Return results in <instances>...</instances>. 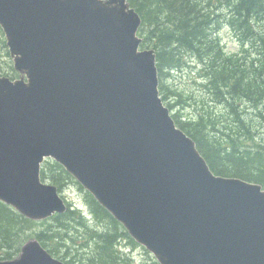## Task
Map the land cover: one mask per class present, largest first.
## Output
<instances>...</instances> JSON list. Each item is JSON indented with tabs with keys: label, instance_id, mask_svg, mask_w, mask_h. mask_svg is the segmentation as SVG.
Segmentation results:
<instances>
[{
	"label": "water",
	"instance_id": "95a60500",
	"mask_svg": "<svg viewBox=\"0 0 264 264\" xmlns=\"http://www.w3.org/2000/svg\"><path fill=\"white\" fill-rule=\"evenodd\" d=\"M128 0H0L20 78L0 77V201L68 210L62 165L160 264H264V188L216 176L160 95ZM0 264H64L36 240Z\"/></svg>",
	"mask_w": 264,
	"mask_h": 264
},
{
	"label": "trees",
	"instance_id": "16d2710c",
	"mask_svg": "<svg viewBox=\"0 0 264 264\" xmlns=\"http://www.w3.org/2000/svg\"><path fill=\"white\" fill-rule=\"evenodd\" d=\"M128 1L142 18L139 31V36L143 38L141 46L154 49L157 54L160 94L168 108L172 111L175 106L169 104L171 97L177 99V105L184 103L183 95L172 91L166 85L165 78L170 71L182 69L186 65L184 52H191L199 57L204 66L201 77L206 82L204 86L209 95L220 104H225L232 115L238 117L230 125L229 120L219 119L214 110L201 112L192 121H184L174 114L177 126L196 142L199 152L216 176L237 178L264 187V145L255 137L252 126L246 124L244 116L248 112L240 107L244 101L256 105L264 102V35L258 40L255 32L256 23H262L261 31H264V0ZM224 4L232 8L228 20L241 34L240 40L245 45L241 53H245L243 58L238 53L229 56L215 53L221 44L218 38H210L211 29L223 16L220 7ZM247 43L257 48L258 62L261 63L254 72L255 77L249 74L245 60L256 56V52L246 48ZM0 48L11 58L1 28ZM252 140L254 145L250 144ZM256 140L258 144H255ZM41 178L60 192L70 185L84 190L62 165L53 160L43 164ZM85 193L89 215L70 207L65 214L41 222L24 217L0 201V260H12L19 256L25 243L35 237L53 256L63 253L68 258L65 264H136L123 247L128 245L135 248L139 245L112 214L89 192ZM88 216L103 228L90 229L91 219L88 221ZM72 221H77L85 229L82 236L88 237V245L93 248L83 256L84 260L78 252L89 249V246L86 243L76 244L78 240L73 237L72 229L75 228H71ZM31 230L33 233L29 232ZM75 230L79 233L78 228ZM69 243L78 247L76 257H72L74 246Z\"/></svg>",
	"mask_w": 264,
	"mask_h": 264
},
{
	"label": "rangeland",
	"instance_id": "374dc122",
	"mask_svg": "<svg viewBox=\"0 0 264 264\" xmlns=\"http://www.w3.org/2000/svg\"><path fill=\"white\" fill-rule=\"evenodd\" d=\"M220 10L223 16L220 18L219 23L213 29H211L212 34L210 35L211 39L214 37L218 38L221 44V47L218 51L215 50V53L220 56H229L235 55V53H243L245 45L240 40L241 34L235 31L228 20L230 11L232 10L231 6L224 4L222 7H220ZM255 25V32L257 33L256 38L259 40L264 35V31H261L262 23H256ZM246 48L256 52V56H250L245 60L249 74L252 73V75L255 77V70L261 66V63L258 62L259 57L257 55V48L251 47L250 43L246 44ZM141 49L146 50L149 48H143L141 46ZM244 56L245 53L241 54L242 58ZM241 57H239L240 60ZM184 61L186 65H184L182 69L170 71V74L165 78L166 85L172 91H177L183 95L182 100L184 104L181 105H177V99L175 97L169 98V104L175 105L172 109L173 115L177 114L179 119H183L184 121H192L196 119L199 113L214 110L217 113V117L219 119L229 120L230 125H233L238 117L236 115H232L230 109L227 108L225 104H220L217 100L213 99V97L209 95L207 89L205 88L204 85L206 82L201 77L203 76L202 70L204 69V66L200 62L199 57L191 52H184ZM13 65L14 63L12 58L7 57L6 51L3 50V48H0V76L6 75L11 78L17 77V74L13 70ZM257 81L260 82L259 80ZM241 104L242 105H240V107L248 112L244 116L246 124L252 126V132H255V137L258 138L264 145V102L256 105L248 101H244L241 102ZM253 142L254 141L252 140L250 144L254 145ZM258 143L259 141L256 140L255 144ZM61 193L62 197H64L71 209L77 208V210H81L86 215L90 214L89 207L87 206L85 190H82L77 185H70L69 187H66ZM90 219V229L93 227L103 228L98 224L99 222H96L91 216H88L87 220L89 221ZM72 222L73 225H71V228H78L79 232L77 233V230L72 229V231H74L73 237L78 240L76 244L86 243L87 246H89V249H80L78 252L80 257L84 260L83 256L87 255L93 248L92 246L88 245L86 240L88 237L85 238L82 236V234L85 232V229L81 228L77 221ZM29 232L33 233V230ZM68 233H70V230H68ZM69 245L74 246V249L71 253L72 257H76V251L78 247H76L73 243H69ZM123 250L126 254H128V257L130 256L136 262V264H155V262H157L155 256L143 246L133 248L132 246L124 245ZM17 257L18 256H16L14 259ZM57 258L62 259L63 262H67L68 260V258H66L63 253L58 254ZM86 263L88 264V262ZM129 263L131 262L129 261Z\"/></svg>",
	"mask_w": 264,
	"mask_h": 264
}]
</instances>
